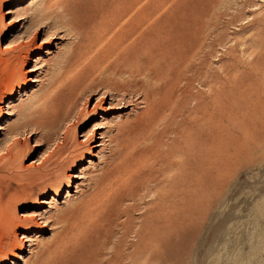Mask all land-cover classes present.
<instances>
[{
    "label": "bare ground",
    "instance_id": "obj_1",
    "mask_svg": "<svg viewBox=\"0 0 264 264\" xmlns=\"http://www.w3.org/2000/svg\"><path fill=\"white\" fill-rule=\"evenodd\" d=\"M221 1L201 0L202 6L206 2L202 11H196L198 8L179 17H175V14L173 18H163L154 23L148 0H111L105 11L99 0H79L76 3L59 0L38 11L35 17L38 19L41 15L39 19L46 20L50 18L52 10L61 8L63 12H56L57 19L53 23L55 27L64 29L60 34L55 31L44 33V38L39 43L38 35L43 26L38 23L34 26L33 37H13L6 43L5 49H2L4 53L15 48L20 50L14 61L0 57V70L5 75L0 92H9L6 106L14 103L16 87L23 89L26 74L37 72L39 64L47 63L51 68L54 54L52 48L59 49L61 44L54 40H64L73 33L82 35L86 25L91 29L93 45L105 43L115 47L114 52L123 61L117 68L142 63L144 67L136 72H146L150 79L161 81L157 85L153 84L148 92H141L143 95L140 102L134 101L135 107L144 104L145 110L137 112L131 118L126 115L129 112L123 113L124 108H129L132 101L124 91H109V94L89 92L85 99L92 101L97 96L90 107L91 102L81 103L82 95L86 92H75L82 85L80 79L70 81L56 76L57 79L53 80L46 96L42 97L43 116L38 122L48 132L45 150L40 153L39 158L32 159L24 166L21 160L23 150L20 147L23 143L14 138L6 148L9 164H19L20 167L23 164L25 168L35 169L36 174L42 177L39 188L43 193L31 194L30 199L34 202L31 210L23 212L19 217L14 214L13 203L7 204L0 211V264H18L20 261H24V264H67L72 258L76 260V264H151L147 256L153 242L179 231L181 187L188 177L201 173L209 176L211 173L212 113L208 111L204 137L201 131L187 134L188 128L184 123L190 119L191 125H197L198 120L194 116L197 107L188 111L189 92H181V89L180 92H175L171 80L161 78L163 71L159 64L172 70L190 62L185 71L177 73L178 81L185 79V87L190 88L194 81L199 80L212 90L213 84L209 79L213 78L210 66L214 55L215 25L207 18L209 13L206 9ZM239 1L236 3L242 10H253L258 6L255 0ZM23 2L24 0H12L10 7L1 14L3 18H8L10 14L15 17V12L20 10ZM194 5L196 6V2ZM226 16H229L228 10L219 14L218 20ZM18 17L19 23L26 19L24 15ZM11 21L13 18L9 22ZM25 22L26 20L22 26ZM235 24L233 17L230 18L228 25ZM203 26L204 29H201ZM48 27L53 28L52 25ZM110 32L115 33L113 37H110ZM82 45L83 41L80 40L74 45V51ZM36 51L38 53L34 54ZM143 53H149L150 59L141 58L140 54ZM28 60L35 64L25 71L24 66ZM188 73L192 76L188 77ZM173 74L171 73V78ZM30 87L31 85L27 86L25 90ZM33 91L34 88L31 89ZM19 112V115H24L26 107H21ZM37 112L40 113V109ZM88 116L101 120L95 121L88 131L80 134L82 125L80 126L79 121L82 124ZM4 128L0 124V133ZM18 130L13 125L11 132L17 134ZM177 135L182 140L177 141ZM136 136L145 137V140L139 143L135 140ZM202 144L206 153L203 151L202 158H199ZM41 145L40 141L35 143V150ZM77 145L83 149L72 151L73 146ZM94 159H98V163ZM51 160H57V163L50 167ZM201 160L208 165L204 170L198 166ZM94 166L98 169L93 170ZM87 181H91L95 189L92 187L93 194L84 198L78 208L88 207V212H85L80 224L60 228V213H53L54 210L58 212L59 208L53 209L54 205L63 196L65 186L68 188L63 203L74 197L77 200V195L85 190ZM193 183V186H198L202 181L195 180ZM92 184L90 183L91 186ZM74 188L73 194L70 190ZM149 196L151 199H148ZM56 226L60 228L57 231ZM118 229L120 230L117 231ZM44 230L51 231L53 243L48 245L47 250L37 252L31 263L29 257ZM117 232L118 241H110ZM132 236L135 237L134 243L129 242ZM105 244H111V252L106 258L100 248ZM26 252L28 255L24 256ZM52 254H55L54 258L51 257ZM46 258L48 259L44 262Z\"/></svg>",
    "mask_w": 264,
    "mask_h": 264
},
{
    "label": "rangeland",
    "instance_id": "obj_2",
    "mask_svg": "<svg viewBox=\"0 0 264 264\" xmlns=\"http://www.w3.org/2000/svg\"><path fill=\"white\" fill-rule=\"evenodd\" d=\"M11 1L0 0V57L14 61L20 50L15 48L4 53L6 43L13 37H33L34 26L38 23L43 26L42 32L38 35L39 43L43 40L44 33L55 31L60 34L64 30L53 24L57 19L56 12L60 14L63 12L61 8L52 10L50 18L46 20L39 19L41 15L38 19L35 17L38 11H42L59 0H24L20 10L14 14L16 18L13 14H10L8 18H3L1 14L10 7ZM77 1L79 0H70L73 3ZM110 1L99 0L103 11L108 8ZM148 1L152 11L151 19L154 23L162 21L163 18H173L175 14V17H179L198 8L196 11H202L207 2L206 0L202 6L201 0ZM222 1L206 9L209 13L207 18L211 19L212 24L215 25L213 30L215 31L214 55H212L210 66L213 78L209 79L213 84L212 90L205 87L199 80L194 81L190 88L185 87L187 84L185 79L178 81L177 73L185 71L190 62H185L184 65L172 70L162 63L159 64L163 71L161 78L171 80L175 92H189L188 111L197 107L196 115H194L198 120L197 125H191L190 119L184 123L188 128L187 134L201 131L204 137V128L207 125L208 111H210L213 138L210 149L211 173L209 176L201 173L186 179L180 190V229L176 234L153 242V246L148 249L147 256L151 264H264V0H255L258 6L253 10L249 8L242 10L236 3L239 0ZM226 10L229 16L218 20L219 14ZM23 15L26 19L19 23L18 16ZM232 17L236 21L235 27L228 25ZM11 18L13 21L9 22ZM49 25L54 27L50 29ZM201 29H204V26ZM114 34V32L109 33L110 37ZM71 35H67L64 40H54L61 44H59V49L52 48L54 54L53 58L51 57L53 59L51 68L47 66V63L39 64L37 72L26 74L23 89L16 87L13 104L6 106L9 92H0V98L4 94L2 96L4 100L0 99V124L5 127L0 133V211L4 210L7 204L13 203L15 205L14 214L19 217L23 212L31 210L34 203L30 199L31 194L43 193L39 188L42 177L36 174L35 169L24 166L32 159L39 158L40 153L46 148L48 132L47 129L41 128L38 122L43 116L41 107L44 99L42 97L46 96L53 80L57 79L56 76L70 81L80 79L82 85L75 92H86L82 95L81 103L91 102L90 107L95 103L97 96H94L92 101L85 99L89 92H108L109 94V91H124L126 97L132 101L129 108H124L123 113L129 112L126 115L131 118L137 112L145 110L144 104V106L140 104L135 107L136 102L134 101L140 102L142 93L148 92L153 84L157 85L161 81L150 79L146 72H136L144 67L142 63H133L127 68H117L123 61H120L118 53L114 52L115 47L105 43L93 45L91 43L93 35L89 25L84 27L82 35L74 33ZM218 39L222 40L218 41ZM80 40L83 41L82 46L84 47L81 46L79 50L74 51V45H77ZM37 53L38 51L34 54ZM140 57L149 60L150 54L143 53ZM34 64L35 62L28 60L24 66L25 71L32 68ZM171 73H174L172 78ZM187 75L192 76L191 73ZM4 79L5 75L0 70L1 86ZM39 79L42 80L39 82ZM29 85L31 87L25 90ZM32 88L35 91L31 92ZM24 106L27 112L19 115L20 108ZM38 108L40 113L37 112ZM99 114L102 115L101 112ZM99 119L88 116L82 124L79 121L80 126L82 125L80 134L88 131L95 121H100ZM13 125L19 128L18 135L11 132ZM14 138L23 143L20 147L23 150L21 160L24 166L22 164L21 167L19 164L12 165L8 162L6 148L15 140ZM176 139L177 141L182 140L180 135H177ZM80 140H83V137H80ZM135 140L142 143L145 137L136 136ZM39 141L42 145L35 150L34 144ZM82 149V146L77 145L73 146L72 151ZM203 151L206 153L204 144H202L199 158H202ZM94 161L98 163V159ZM56 163L57 160H51L50 167ZM198 166L204 170L208 165L201 160ZM92 169L98 168L94 166ZM195 180H201L202 184L193 186ZM90 183L92 184L91 181L85 183L87 187H84L82 194L77 195V200L74 197L63 203L68 188L65 186L63 196L53 208H59L58 212L54 210L53 213H60L58 217L60 228H68L81 223V218L88 212V207L84 206L82 209L78 206L84 198H89L93 194L95 187ZM70 191L74 194L75 188ZM149 197L148 199H151V196ZM59 227L56 226V231L60 229ZM118 238L119 232L110 241L117 242ZM38 242L29 257L31 263L36 258L37 252L47 250L48 245L53 243L51 231L44 230ZM129 242L134 243L135 237H130ZM100 248L105 258L111 252V244H105ZM151 253L153 255H150ZM27 255L28 252L24 253V256ZM54 255L52 254L51 257L54 258ZM47 259H44V262ZM18 264H24V261ZM67 264H76V260L69 259Z\"/></svg>",
    "mask_w": 264,
    "mask_h": 264
}]
</instances>
